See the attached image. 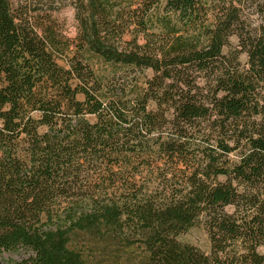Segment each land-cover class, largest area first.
<instances>
[{
  "label": "trees",
  "instance_id": "trees-1",
  "mask_svg": "<svg viewBox=\"0 0 264 264\" xmlns=\"http://www.w3.org/2000/svg\"><path fill=\"white\" fill-rule=\"evenodd\" d=\"M71 1L0 0V256L264 264V0Z\"/></svg>",
  "mask_w": 264,
  "mask_h": 264
},
{
  "label": "rangeland",
  "instance_id": "rangeland-1",
  "mask_svg": "<svg viewBox=\"0 0 264 264\" xmlns=\"http://www.w3.org/2000/svg\"><path fill=\"white\" fill-rule=\"evenodd\" d=\"M13 4L17 5L19 3L38 1V3H43L44 8H51L54 10L52 12V17L56 21L57 25L61 29L62 33L69 39H73L76 35V21L74 18V9L72 7L71 0H10ZM130 36L125 35L124 40H129ZM235 39H230V44L233 45ZM227 49H224L223 52H226ZM241 62L245 61V58L242 56L240 58ZM147 76H150V71L145 73ZM181 241L184 243L191 244L203 251L208 250V235L205 229L201 226L194 227L190 229L185 235L181 237ZM27 258L25 253H4L0 256V264H17Z\"/></svg>",
  "mask_w": 264,
  "mask_h": 264
}]
</instances>
